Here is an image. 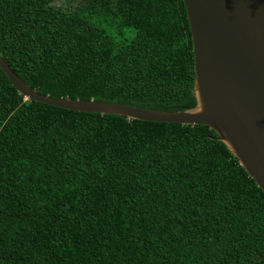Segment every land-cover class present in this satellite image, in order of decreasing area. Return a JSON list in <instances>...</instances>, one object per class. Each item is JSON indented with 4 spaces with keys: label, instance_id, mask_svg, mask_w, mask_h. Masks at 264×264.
I'll return each mask as SVG.
<instances>
[{
    "label": "trees",
    "instance_id": "trees-1",
    "mask_svg": "<svg viewBox=\"0 0 264 264\" xmlns=\"http://www.w3.org/2000/svg\"><path fill=\"white\" fill-rule=\"evenodd\" d=\"M0 56L53 99L197 105L182 0H0ZM217 138L26 101L0 68V264H264V192Z\"/></svg>",
    "mask_w": 264,
    "mask_h": 264
},
{
    "label": "water",
    "instance_id": "water-1",
    "mask_svg": "<svg viewBox=\"0 0 264 264\" xmlns=\"http://www.w3.org/2000/svg\"><path fill=\"white\" fill-rule=\"evenodd\" d=\"M194 60L197 105L184 112L112 102L53 99L29 88L0 56V68L26 101L128 120L207 126L264 192V0H182Z\"/></svg>",
    "mask_w": 264,
    "mask_h": 264
},
{
    "label": "rangeland",
    "instance_id": "rangeland-1",
    "mask_svg": "<svg viewBox=\"0 0 264 264\" xmlns=\"http://www.w3.org/2000/svg\"><path fill=\"white\" fill-rule=\"evenodd\" d=\"M80 0H57L58 5H70L71 3L79 2ZM124 39H130V35H125Z\"/></svg>",
    "mask_w": 264,
    "mask_h": 264
}]
</instances>
